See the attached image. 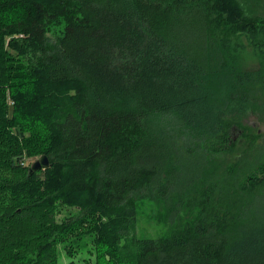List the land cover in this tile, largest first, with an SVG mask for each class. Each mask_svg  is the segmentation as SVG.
<instances>
[{"label": "trees", "instance_id": "trees-1", "mask_svg": "<svg viewBox=\"0 0 264 264\" xmlns=\"http://www.w3.org/2000/svg\"><path fill=\"white\" fill-rule=\"evenodd\" d=\"M261 85L264 0H0V264H264V164L214 162Z\"/></svg>", "mask_w": 264, "mask_h": 264}, {"label": "rangeland", "instance_id": "rangeland-1", "mask_svg": "<svg viewBox=\"0 0 264 264\" xmlns=\"http://www.w3.org/2000/svg\"><path fill=\"white\" fill-rule=\"evenodd\" d=\"M251 51V48H247ZM244 51L243 58L246 65L253 67L257 66L256 60L250 59L249 53ZM260 97L264 100V85H261L259 90ZM238 126H236L231 134L232 137V150L230 153L218 156L214 159L217 166L222 163H230L235 161L239 167L237 177L252 176L264 164V112L259 114L250 113L241 118ZM37 157H26L21 162L22 165H31ZM72 212L74 210H71ZM157 211V207L153 203H147L138 215L137 222V235L140 236H156L157 234L164 233L167 226L158 223L153 217ZM70 210L63 208L58 217H65ZM93 257L86 252H78L73 256H67L66 253L61 256V264H93Z\"/></svg>", "mask_w": 264, "mask_h": 264}, {"label": "water", "instance_id": "water-1", "mask_svg": "<svg viewBox=\"0 0 264 264\" xmlns=\"http://www.w3.org/2000/svg\"><path fill=\"white\" fill-rule=\"evenodd\" d=\"M49 164L48 158L46 155H41L34 160L30 167L28 168V175H32L33 172L40 170L46 167Z\"/></svg>", "mask_w": 264, "mask_h": 264}]
</instances>
